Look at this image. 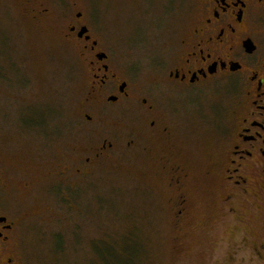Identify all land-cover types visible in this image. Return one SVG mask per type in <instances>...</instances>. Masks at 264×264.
<instances>
[{
    "label": "rangeland",
    "instance_id": "obj_1",
    "mask_svg": "<svg viewBox=\"0 0 264 264\" xmlns=\"http://www.w3.org/2000/svg\"><path fill=\"white\" fill-rule=\"evenodd\" d=\"M196 3L0 0V213L15 225V264H264L261 204L251 196L229 204L213 174L203 175L217 168L215 133L186 135L203 151L188 166L201 205L175 224L167 169L141 145L127 146L142 126L137 104H89V68L66 36L70 25L89 24L136 96L155 98ZM104 140L115 141L109 157L84 163Z\"/></svg>",
    "mask_w": 264,
    "mask_h": 264
},
{
    "label": "flooded vegetation",
    "instance_id": "obj_2",
    "mask_svg": "<svg viewBox=\"0 0 264 264\" xmlns=\"http://www.w3.org/2000/svg\"><path fill=\"white\" fill-rule=\"evenodd\" d=\"M194 8L189 10L191 24L184 32L188 34L179 41L181 55L166 73H159L155 98L136 96L129 81L114 71L89 24L70 25L66 34L79 42V56L89 68V104L111 110L127 100L137 104L142 126L136 136L129 135L127 146L141 145L167 169L175 224L186 223L201 205L192 199L193 172L188 167L202 151L186 142V135L195 131L211 129L217 137V168L214 164L203 175L210 181L213 174V181L223 187V201L235 205L237 198L251 196L264 209V0H197ZM33 11L34 18L41 16ZM75 16L80 21L84 14ZM226 112L231 115L228 124ZM114 142L104 140L91 147L84 163L109 157ZM159 143L166 144L160 148ZM0 185H5L1 178ZM234 205L232 214L237 213ZM14 227L0 213V264H15L9 245Z\"/></svg>",
    "mask_w": 264,
    "mask_h": 264
},
{
    "label": "trees",
    "instance_id": "obj_3",
    "mask_svg": "<svg viewBox=\"0 0 264 264\" xmlns=\"http://www.w3.org/2000/svg\"><path fill=\"white\" fill-rule=\"evenodd\" d=\"M101 248V247H100ZM104 250H106V251H110L109 249H104Z\"/></svg>",
    "mask_w": 264,
    "mask_h": 264
},
{
    "label": "water",
    "instance_id": "obj_4",
    "mask_svg": "<svg viewBox=\"0 0 264 264\" xmlns=\"http://www.w3.org/2000/svg\"><path fill=\"white\" fill-rule=\"evenodd\" d=\"M82 34V33H81Z\"/></svg>",
    "mask_w": 264,
    "mask_h": 264
}]
</instances>
